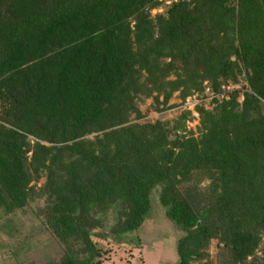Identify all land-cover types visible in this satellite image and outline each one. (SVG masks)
I'll return each mask as SVG.
<instances>
[{"label":"trees","instance_id":"trees-1","mask_svg":"<svg viewBox=\"0 0 264 264\" xmlns=\"http://www.w3.org/2000/svg\"><path fill=\"white\" fill-rule=\"evenodd\" d=\"M160 3L0 0V213L43 199L66 252L47 264H101L91 236L131 255L156 190L182 234L175 264L206 258L210 240L229 264H264L254 256L264 237V0H171L151 18ZM240 70L252 94L197 110L196 139L124 126L139 119L130 95L146 85L164 102L179 88L202 92L201 82L219 96ZM43 172L41 189L28 186ZM107 215L115 224L94 233Z\"/></svg>","mask_w":264,"mask_h":264},{"label":"rangeland","instance_id":"rangeland-1","mask_svg":"<svg viewBox=\"0 0 264 264\" xmlns=\"http://www.w3.org/2000/svg\"><path fill=\"white\" fill-rule=\"evenodd\" d=\"M160 2V5L150 12L151 18L164 11L168 0H160ZM230 60L233 61L234 58L232 57ZM240 72L234 77V80H228L220 87V90L221 88L227 90L226 87H228L230 91L236 92L238 104L242 100L243 93L252 94L246 84L243 70ZM177 75H181L180 72ZM175 79L176 77L171 73L167 75L165 82H173ZM201 85L203 88L200 93L179 88L177 91L171 92L165 102L162 94L157 96L156 92L151 91V85L144 86V94L143 92H134L130 95L132 105L139 113V119H134L133 115L129 114L128 123L124 126L159 124L163 129L170 131L167 140L172 139L173 134L184 140L196 139L200 129V115L197 110L206 113L211 112L214 107L210 104L209 99L212 94L209 93L206 82H201ZM168 90L169 88L165 89L166 92ZM93 137L94 134H91L82 139L92 140ZM27 139L32 145L34 140L30 137ZM38 143L45 148L61 146L41 141ZM30 155V152L26 154L27 161ZM40 175L37 181L31 182L28 186L32 185L34 190L41 189L45 184V174L43 172ZM207 184L206 181L202 180L198 185L200 191H203ZM157 198L156 190L150 195V213L141 224L138 232L137 238L141 240L143 246L140 244L138 250L131 252V255L127 251L130 248L129 245L125 247L114 245L110 236L106 239L91 236L92 242H98V245L102 247L101 264L176 263L175 247L182 234L175 231L169 221L165 219L163 209L159 206ZM44 206L43 199L36 198L34 201L28 202L22 210H16L8 216H1L0 213V264H47L51 260L57 263L66 253L44 224L41 216ZM113 218L111 215H107L105 220L99 223L102 226L101 229L94 230V233H99L102 230L107 232L110 225L115 224ZM122 219L119 217L117 223L121 222ZM206 254V258L194 260L190 264H229L226 250L215 240L209 241ZM254 256L259 260L264 256V237L261 238Z\"/></svg>","mask_w":264,"mask_h":264},{"label":"built area","instance_id":"built-area-1","mask_svg":"<svg viewBox=\"0 0 264 264\" xmlns=\"http://www.w3.org/2000/svg\"><path fill=\"white\" fill-rule=\"evenodd\" d=\"M168 4V3H167ZM226 89L227 90H224L223 88H221V91H222V93L218 96V97H216V96H213V95H210V101L214 98V99H221V98H224V99H228V95L230 94V93H232L233 91H230V88H228V87H226Z\"/></svg>","mask_w":264,"mask_h":264},{"label":"clouds","instance_id":"clouds-1","mask_svg":"<svg viewBox=\"0 0 264 264\" xmlns=\"http://www.w3.org/2000/svg\"><path fill=\"white\" fill-rule=\"evenodd\" d=\"M170 2H171V0H168V2H167V3L169 4Z\"/></svg>","mask_w":264,"mask_h":264},{"label":"crops","instance_id":"crops-1","mask_svg":"<svg viewBox=\"0 0 264 264\" xmlns=\"http://www.w3.org/2000/svg\"><path fill=\"white\" fill-rule=\"evenodd\" d=\"M143 246V245H142Z\"/></svg>","mask_w":264,"mask_h":264}]
</instances>
